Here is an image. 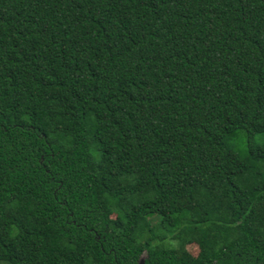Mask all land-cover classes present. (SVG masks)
Here are the masks:
<instances>
[{
  "label": "trees",
  "instance_id": "trees-1",
  "mask_svg": "<svg viewBox=\"0 0 264 264\" xmlns=\"http://www.w3.org/2000/svg\"><path fill=\"white\" fill-rule=\"evenodd\" d=\"M143 254L264 264V0H0V264Z\"/></svg>",
  "mask_w": 264,
  "mask_h": 264
},
{
  "label": "rangeland",
  "instance_id": "rangeland-1",
  "mask_svg": "<svg viewBox=\"0 0 264 264\" xmlns=\"http://www.w3.org/2000/svg\"><path fill=\"white\" fill-rule=\"evenodd\" d=\"M176 204L179 206H183V207L190 209L192 215H196L198 213V211H197L194 203L192 202V200L185 199V198H178ZM150 221L152 223V221H154V220L150 219ZM184 249L192 255H195L197 252V248H196L195 244H187L184 246ZM179 252H180V250L177 251L178 255H179ZM143 257H144V254L140 257V259H138V264H142L141 258H143Z\"/></svg>",
  "mask_w": 264,
  "mask_h": 264
},
{
  "label": "water",
  "instance_id": "water-1",
  "mask_svg": "<svg viewBox=\"0 0 264 264\" xmlns=\"http://www.w3.org/2000/svg\"><path fill=\"white\" fill-rule=\"evenodd\" d=\"M141 263H142V258H141Z\"/></svg>",
  "mask_w": 264,
  "mask_h": 264
}]
</instances>
